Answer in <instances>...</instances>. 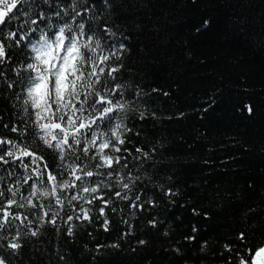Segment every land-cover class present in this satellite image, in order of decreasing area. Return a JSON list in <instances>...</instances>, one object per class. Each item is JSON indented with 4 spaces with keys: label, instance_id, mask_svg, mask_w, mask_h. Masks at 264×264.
<instances>
[{
    "label": "snow or ice",
    "instance_id": "1",
    "mask_svg": "<svg viewBox=\"0 0 264 264\" xmlns=\"http://www.w3.org/2000/svg\"><path fill=\"white\" fill-rule=\"evenodd\" d=\"M134 6L130 0H0V264L45 256L48 264H73L80 229L96 241L95 248L83 246L96 253L87 264H100L109 250L120 255L130 237L137 247L128 251L135 253L148 241L136 235L133 219L151 215L161 197L177 204L173 177L155 180L164 145L152 141L149 125L185 113L165 117L151 105L170 93L146 82L155 55L140 43L141 24L122 15ZM241 110L252 118L257 105L248 101ZM191 211L212 216L196 205ZM255 215L249 206L245 221ZM147 224L159 230L162 221L156 214ZM252 228L226 238L212 264H264V224ZM100 230L115 233L110 243L97 240ZM199 233L193 224L183 240L197 242ZM29 240L44 247L29 248ZM207 248L204 239L200 251ZM169 250L183 255L179 242Z\"/></svg>",
    "mask_w": 264,
    "mask_h": 264
},
{
    "label": "trees",
    "instance_id": "2",
    "mask_svg": "<svg viewBox=\"0 0 264 264\" xmlns=\"http://www.w3.org/2000/svg\"><path fill=\"white\" fill-rule=\"evenodd\" d=\"M130 2L135 6L122 15L141 24L140 43L148 44L155 55L146 82L170 93V98H154L151 105L165 117L185 113L183 118L164 119L155 129L149 125L152 141L164 145L155 180L167 183L171 175L181 195L175 206L161 197L160 207L151 214L161 219L159 230L147 224V211L133 219L136 235L146 239L147 246L128 251L137 247L136 238L130 237L121 242L124 252L111 255L109 250L100 264H212L213 252L218 254L226 238L241 228L251 232L253 225L264 224V0ZM205 19L210 23L202 27ZM248 101L257 105L255 117L241 110ZM249 183L255 187L250 189ZM192 205L210 210L211 218L193 216ZM249 206L257 208L258 215L245 221ZM130 212L125 211V218ZM193 224L200 228L197 242L184 241ZM82 232L71 246L73 264H87L96 255L83 247L95 248L96 241ZM114 236L100 230L97 240L110 243ZM204 239L208 248L201 252ZM52 242L57 243L55 235ZM177 242L183 255L169 250ZM33 244L44 247L29 240V248ZM20 264L48 262L46 256L26 257Z\"/></svg>",
    "mask_w": 264,
    "mask_h": 264
}]
</instances>
